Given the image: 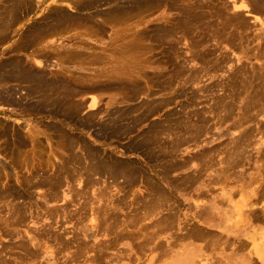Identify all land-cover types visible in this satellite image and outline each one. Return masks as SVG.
<instances>
[{"label":"rangeland","instance_id":"1","mask_svg":"<svg viewBox=\"0 0 264 264\" xmlns=\"http://www.w3.org/2000/svg\"><path fill=\"white\" fill-rule=\"evenodd\" d=\"M197 188L253 225L264 0H0V264H221Z\"/></svg>","mask_w":264,"mask_h":264},{"label":"crops","instance_id":"2","mask_svg":"<svg viewBox=\"0 0 264 264\" xmlns=\"http://www.w3.org/2000/svg\"><path fill=\"white\" fill-rule=\"evenodd\" d=\"M247 193V210L258 213L247 219L253 225H241L240 202L221 191L209 193L197 188L190 196L191 201L184 205L183 216L195 224L198 231L233 240L232 245L215 254L221 264H264V238H261L264 229L254 226L256 222L264 223V188Z\"/></svg>","mask_w":264,"mask_h":264},{"label":"bare ground","instance_id":"3","mask_svg":"<svg viewBox=\"0 0 264 264\" xmlns=\"http://www.w3.org/2000/svg\"><path fill=\"white\" fill-rule=\"evenodd\" d=\"M58 1V0H57ZM258 2V1H257ZM156 5V4H155ZM193 6V5H192ZM182 8V7H181ZM233 8L234 9H236L237 11H239V10H241V11H243V10H245V6L242 4V3H240V5L239 4H235L234 6H233ZM247 8V7H246ZM212 10V9H211ZM227 10V9H226ZM248 10V9H247ZM180 11V10H179ZM182 13V12H181ZM196 14V13H195ZM228 14V13H227ZM226 17V16H225ZM207 19V18H206ZM81 21V20H80ZM201 24V23H200ZM212 24V23H211ZM84 25V24H83ZM85 26V25H84ZM88 26V25H87ZM7 27V26H6ZM87 28V27H86ZM239 29V28H238ZM2 32H4V31H2ZM135 35V34H134ZM32 38V37H31ZM37 38V37H36ZM145 39V38H144ZM36 44V43H35ZM146 44V43H145ZM144 44V45H145ZM135 49V48H134ZM137 51V50H136ZM102 54V53H101ZM89 56V55H88ZM81 58V57H80ZM91 58V57H90ZM102 58V57H101ZM62 59V58H61ZM96 59V58H95ZM109 59V58H108ZM99 60V59H98ZM111 60V59H110ZM142 60V59H141ZM107 61V60H106ZM144 61V60H143ZM147 61V60H146ZM76 63V62H75ZM103 63V62H102ZM106 64V63H105ZM261 67V66H260ZM261 71V70H260ZM61 72V71H60ZM255 73V72H254ZM84 75H86V74H84ZM104 79V78H103ZM111 79H112V77H111ZM107 80V79H106ZM240 80V79H239ZM233 83V82H232ZM261 83V82H260ZM258 84H259V82H258ZM83 86V85H82ZM63 89V88H62ZM258 91V90H257ZM101 92V91H100ZM257 93V92H256ZM93 94V93H92ZM129 95V94H128ZM256 95H258V94H256ZM23 97V96H22ZM57 100V99H56ZM49 102V101H48ZM94 105H95V103H93L91 106H92V108L94 107ZM212 106V105H211ZM108 107V106H107ZM83 108V107H82ZM214 108V107H213ZM215 109V108H214ZM77 113V112H76ZM229 113V112H228ZM227 114V113H226ZM230 114V113H229ZM93 124V123H92ZM174 127V126H173ZM15 132V131H14ZM246 132V131H245ZM249 134H250V132L247 134L248 135V137H249ZM245 135H246V133H245ZM241 136V135H240ZM247 137V136H246ZM245 137V138H246ZM241 139V138H240ZM248 139V138H247ZM242 141V140H241ZM240 141V142H241ZM71 142H72V140H71ZM239 142V141H238ZM30 143V142H29ZM236 143V142H235ZM85 145V144H84ZM70 147V146H69ZM47 162V161H46ZM75 162V161H74ZM96 162V161H95ZM27 165V164H26ZM96 166V165H95ZM203 167V166H202ZM41 168V167H40ZM208 168V167H207ZM206 169V168H205ZM126 173V172H125ZM8 174V173H7ZM18 174V173H17ZM9 175V174H8ZM128 178V177H127ZM151 178V177H150ZM185 180V179H184ZM102 181V180H101ZM115 181V180H114ZM100 183V182H99ZM114 186V185H113ZM110 189V188H109ZM110 190H112V189H110ZM63 206V205H62ZM96 210V209H95ZM111 215V214H110ZM69 217V216H68ZM147 218V217H146ZM142 219V218H141ZM132 220V219H131ZM198 230H199V228H198ZM200 232V231H199ZM202 232V231H201ZM1 235V234H0ZM158 236V235H157ZM109 242V241H108ZM113 242V241H112ZM106 243V242H105ZM109 244V243H108ZM8 246V245H7ZM2 247V246H1ZM90 253V252H89ZM3 254V253H2ZM165 254V253H164ZM91 255V254H90ZM6 259V258H5Z\"/></svg>","mask_w":264,"mask_h":264}]
</instances>
